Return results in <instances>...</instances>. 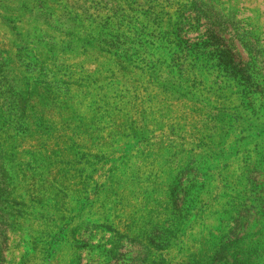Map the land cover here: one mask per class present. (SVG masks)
Instances as JSON below:
<instances>
[{
	"label": "rangeland",
	"instance_id": "1",
	"mask_svg": "<svg viewBox=\"0 0 264 264\" xmlns=\"http://www.w3.org/2000/svg\"><path fill=\"white\" fill-rule=\"evenodd\" d=\"M0 264H264V0H0Z\"/></svg>",
	"mask_w": 264,
	"mask_h": 264
}]
</instances>
